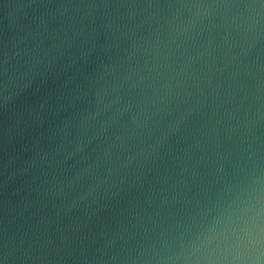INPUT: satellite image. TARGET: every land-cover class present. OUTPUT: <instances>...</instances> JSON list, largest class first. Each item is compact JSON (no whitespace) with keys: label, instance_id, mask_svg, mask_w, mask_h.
Wrapping results in <instances>:
<instances>
[{"label":"water","instance_id":"water-1","mask_svg":"<svg viewBox=\"0 0 264 264\" xmlns=\"http://www.w3.org/2000/svg\"><path fill=\"white\" fill-rule=\"evenodd\" d=\"M146 2L0 0V264H125L153 221L220 191L211 153L198 165L185 156L188 150L200 159L195 140L211 109L169 133L163 148L155 137L167 120L158 122L151 141L157 158L141 168L138 153L149 141L132 116L141 99L154 98L151 81L132 87L124 81L120 105L105 108L116 95L108 73L115 67L123 79L130 30L140 23L129 16L139 9L129 5ZM135 30L148 36L147 24ZM257 58L264 61V41L248 60ZM106 81L112 83L105 97ZM129 102L135 107L116 113ZM254 131L264 140V125ZM162 185L170 202L159 206Z\"/></svg>","mask_w":264,"mask_h":264},{"label":"clouds","instance_id":"clouds-1","mask_svg":"<svg viewBox=\"0 0 264 264\" xmlns=\"http://www.w3.org/2000/svg\"><path fill=\"white\" fill-rule=\"evenodd\" d=\"M129 8L139 9L129 16H139L140 23L130 30L123 79L115 67L108 73L116 95L105 108L120 105L124 81L129 87L151 81L154 98L141 99L139 113L132 116L136 128L147 130L149 141L148 150L138 153L141 168L157 158L151 141L158 122L167 120L155 137L163 148L169 133H180L189 118L203 117L211 109L195 140L200 159L188 150L185 156L198 165L211 153V174H219L221 188L215 198L197 201L183 214L153 221L151 229H144L138 254L125 264H264V140L254 131L264 125V61L248 60L264 41V0H147ZM162 8L166 12L161 17ZM144 24L148 36L138 37L135 29ZM138 56L145 57V63L131 64ZM111 83L101 86L105 97ZM133 107L129 102L116 113L123 115ZM158 191L159 206L168 205V189L162 185ZM171 203H177L175 196Z\"/></svg>","mask_w":264,"mask_h":264}]
</instances>
